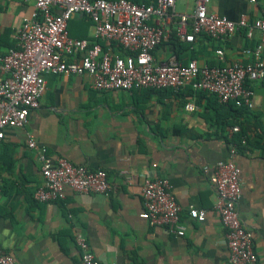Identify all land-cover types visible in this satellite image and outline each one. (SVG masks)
<instances>
[{
    "label": "crops",
    "instance_id": "crops-1",
    "mask_svg": "<svg viewBox=\"0 0 264 264\" xmlns=\"http://www.w3.org/2000/svg\"><path fill=\"white\" fill-rule=\"evenodd\" d=\"M207 6L232 21L241 16L253 21L260 16L264 0L253 4L249 0H208ZM193 11L194 0H176L172 17L153 21L168 34L153 52L157 62L177 60L185 65L195 60L203 66L249 61L243 51L258 43L257 31L251 39L243 30L221 41L205 34L195 36L193 42L179 38L180 17ZM32 12L30 3L0 0L1 53L15 41V31ZM67 31L70 37L95 42L93 24L85 15L73 16ZM172 35L184 47L178 54ZM98 43L107 48L106 42ZM114 46L115 52L124 53ZM217 50L223 52L222 57L216 55ZM44 79L39 107L29 113L24 128H7L0 143V246L16 264H79L76 233L86 239L101 264H230L209 178L217 162L229 159L226 140L238 125L247 137L236 146L234 157L241 172L237 210L252 234L254 264H264V81L249 82L254 108L236 113L220 103L217 109L207 108L206 100L198 103L190 87L179 92H110L92 89L87 75L50 74ZM186 104H194L197 110H185ZM28 136L54 161L66 158L74 165L104 170L112 186L110 193L81 194L66 189L63 201L36 202L33 194L43 179L37 153L27 146ZM146 178L170 182L182 207L183 236L171 227H150L139 217ZM191 207L205 210L206 219L190 220Z\"/></svg>",
    "mask_w": 264,
    "mask_h": 264
},
{
    "label": "built area",
    "instance_id": "built-area-1",
    "mask_svg": "<svg viewBox=\"0 0 264 264\" xmlns=\"http://www.w3.org/2000/svg\"><path fill=\"white\" fill-rule=\"evenodd\" d=\"M33 6V12L23 18L15 31L17 48L0 52V143L7 128L22 129L30 112L37 109L45 91L46 75H87L91 88L96 91H123L133 89L180 90L190 87L217 97L219 102H233L236 107L254 108V92L246 81L264 80V7L260 16L249 21L241 16L232 21L208 10V0H194L190 16L182 15L177 35L185 42L205 34L216 40H225L243 30L251 39L259 33L258 43L243 53L249 58L245 64L200 66L190 60L182 64L177 60L159 63L154 50L168 38L158 20L173 16L176 0H151L136 4L128 0H22ZM255 3L256 0H249ZM75 15L87 16L93 24V39L70 37L69 20ZM187 28L190 31H187ZM106 42L104 49L99 43ZM123 54L113 50V46ZM223 56L221 50L216 51ZM185 110H197L186 104ZM239 132L231 129V135ZM245 140H241L244 144ZM27 146L37 153L41 166L42 185L33 194L38 203H51L66 199V189L81 194L107 195L112 190L104 170H90L74 165L66 158L53 160L44 148H38L31 136ZM237 149L230 145L229 159L219 161L209 182L215 190L216 212L225 230L230 264H254L257 255L252 234L243 225L237 210L240 198V169L234 161ZM125 174V172H122ZM143 210L139 217L150 227H171L177 236L185 234L179 222L182 207L176 200L170 182L164 178H146L141 188ZM207 212L189 208L192 221L203 222ZM79 250V264H101L92 253L88 242L80 234L74 236ZM0 264H16L12 256L0 246ZM115 264V263H112Z\"/></svg>",
    "mask_w": 264,
    "mask_h": 264
},
{
    "label": "trees",
    "instance_id": "trees-1",
    "mask_svg": "<svg viewBox=\"0 0 264 264\" xmlns=\"http://www.w3.org/2000/svg\"><path fill=\"white\" fill-rule=\"evenodd\" d=\"M149 1L150 0H143L142 2H144V3H149ZM132 2H134V3H137V4H139V3H141V2H139L138 0H132ZM89 26L91 25V23H90V21H89V24H88ZM6 33H8V32H6ZM9 34V33H8ZM171 39H172V41L174 42L173 43V45H174V50H175V52L178 54V50L181 48H184L183 46H182V44L180 43V40L178 39V38H176L175 37V35H172L171 36ZM5 47L7 48V49H15V48H17V43H16V41H11L10 43H8V44H6L5 45ZM102 47L105 49L106 48V46H104L103 44H102ZM115 47V46H114ZM210 66H213V65H210ZM264 81V80H263ZM245 86H247V87H249V81H246V83H245ZM191 89V88H190ZM147 90H150V89H147ZM192 90V89H191ZM152 91H154V92H157V91H161V90H152ZM193 92H195V93H197L196 95H197V98H198V103H201V101H203V100H206L207 101V103H208V105H207V108H210L211 106H212V108H215V109H217V103H220V104H223V105H225V107H226V109H228L229 111L231 110H233L234 112H238L239 110H241V111H244V112H246L247 111V109H245V108H242V107H236V105L233 103V102H228V103H221V102H219V100L217 99V97L216 96H214V95H211V94H208V93H206V92H203V91H194V90H192ZM220 108V107H219ZM235 125V124H234ZM229 127H233V125L231 124V125H229ZM238 128H239V132H237V133H235V134H233L231 137H230V139L228 140H226V142L228 143V144H230V145H235V146H237V147H240L241 146V140H245V142H246V137H247V132L240 126V125H238ZM226 139V138H225Z\"/></svg>",
    "mask_w": 264,
    "mask_h": 264
},
{
    "label": "rangeland",
    "instance_id": "rangeland-1",
    "mask_svg": "<svg viewBox=\"0 0 264 264\" xmlns=\"http://www.w3.org/2000/svg\"><path fill=\"white\" fill-rule=\"evenodd\" d=\"M177 2H179V0H177ZM179 4V3H178Z\"/></svg>",
    "mask_w": 264,
    "mask_h": 264
}]
</instances>
